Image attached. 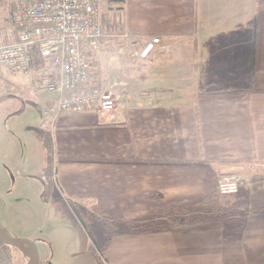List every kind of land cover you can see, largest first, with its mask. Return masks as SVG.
<instances>
[{
	"label": "crops",
	"instance_id": "0c3cea01",
	"mask_svg": "<svg viewBox=\"0 0 264 264\" xmlns=\"http://www.w3.org/2000/svg\"><path fill=\"white\" fill-rule=\"evenodd\" d=\"M102 30L89 85L113 92L116 105L50 117L42 178L60 201L53 210L74 205L88 223L118 211L134 224H168L135 232L112 222L107 241L137 242L107 251L110 264L132 254L160 260L146 264H254L237 261L221 206L237 216L241 203L264 209V0H103ZM16 39L14 6L0 0V45ZM24 85L17 94L40 111L48 98L35 101ZM223 174L238 181L230 200L216 192ZM173 208L201 219L170 220Z\"/></svg>",
	"mask_w": 264,
	"mask_h": 264
},
{
	"label": "rangeland",
	"instance_id": "374dc122",
	"mask_svg": "<svg viewBox=\"0 0 264 264\" xmlns=\"http://www.w3.org/2000/svg\"><path fill=\"white\" fill-rule=\"evenodd\" d=\"M28 81L27 76L21 73L12 76L0 67V227L14 237H31L39 252V264H110L105 258L107 251L115 252L122 245L137 241L133 237L120 236L111 237L112 242L107 241L106 228L112 226V222L102 216L96 215L91 223L83 226L74 211L76 207H68L71 211L67 207L53 210L60 201H52L57 197L55 192L53 198L45 194L48 186L42 178L46 176L42 166L50 153L49 118H44L35 108L36 102H25L17 94L25 90L24 84ZM45 96L55 99L52 94ZM19 103L26 109L17 113L16 109L21 107ZM238 209V217L243 220L242 230L235 227L238 221L232 219L236 215L234 206L222 212L228 235L239 236V242L234 245L237 261L252 260L254 264H263L264 209L245 203L239 204ZM122 227L124 225L118 229ZM154 261L160 260L151 254H132L121 264ZM220 261L227 264L230 259L221 258ZM28 262L26 256L23 264Z\"/></svg>",
	"mask_w": 264,
	"mask_h": 264
},
{
	"label": "built area",
	"instance_id": "2783aa9c",
	"mask_svg": "<svg viewBox=\"0 0 264 264\" xmlns=\"http://www.w3.org/2000/svg\"><path fill=\"white\" fill-rule=\"evenodd\" d=\"M8 1L14 6L17 39L0 45V67L12 75L27 76L31 97L55 96L41 104L42 116L50 119L60 113H78L94 107L102 112L114 110L115 95L103 86L89 85L92 65L88 55L98 50L103 34V0ZM159 43V37L144 41L139 57L146 58ZM32 48L42 64H32ZM238 189L237 178L232 174H223L217 181L216 192L223 199L232 198Z\"/></svg>",
	"mask_w": 264,
	"mask_h": 264
},
{
	"label": "trees",
	"instance_id": "16d2710c",
	"mask_svg": "<svg viewBox=\"0 0 264 264\" xmlns=\"http://www.w3.org/2000/svg\"><path fill=\"white\" fill-rule=\"evenodd\" d=\"M30 56L32 60V64H42L43 60L39 58L36 49L32 48L30 51ZM87 206L93 211H99V209L96 207L94 204L93 200H86ZM74 206V205H73ZM231 206V207H230ZM76 207V206H74ZM222 209L225 210H230L232 208L231 204L221 206ZM75 213L80 220L81 224L85 226L87 224V219L82 215V212L79 211V209L76 207ZM217 209V207L215 208ZM235 212V210H233ZM189 212L184 209H179V208H173L169 214L168 218L170 220H175V221H182L184 223H192V222H197L201 219V217L197 215H188ZM110 218H112L113 226L117 228L119 224H124L127 226V228L131 231L135 232H148L152 230H158V229H168V224L160 221V222H154L150 221L148 223H132L129 221H123L121 218V215L118 211L113 212L109 215ZM222 217V216H220ZM232 218L233 220L238 221V223H235V227L241 229L243 226V220L240 219L237 215H233ZM113 231V230H112ZM227 238H235L237 239L238 236H230L227 235ZM108 239V238H107ZM26 259L25 254L16 246L14 245H9V244H2L0 243V264H23L24 260Z\"/></svg>",
	"mask_w": 264,
	"mask_h": 264
},
{
	"label": "water",
	"instance_id": "95a60500",
	"mask_svg": "<svg viewBox=\"0 0 264 264\" xmlns=\"http://www.w3.org/2000/svg\"><path fill=\"white\" fill-rule=\"evenodd\" d=\"M0 243L14 245L19 248L28 257V264H39V252L32 240L11 236L0 227Z\"/></svg>",
	"mask_w": 264,
	"mask_h": 264
}]
</instances>
